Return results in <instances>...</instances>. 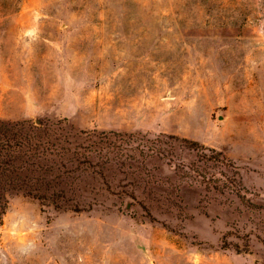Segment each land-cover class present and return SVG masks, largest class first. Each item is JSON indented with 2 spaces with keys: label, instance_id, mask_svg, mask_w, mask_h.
Segmentation results:
<instances>
[{
  "label": "rangeland",
  "instance_id": "obj_1",
  "mask_svg": "<svg viewBox=\"0 0 264 264\" xmlns=\"http://www.w3.org/2000/svg\"><path fill=\"white\" fill-rule=\"evenodd\" d=\"M0 118L145 149L11 197L0 264H264V0H0Z\"/></svg>",
  "mask_w": 264,
  "mask_h": 264
},
{
  "label": "trees",
  "instance_id": "obj_2",
  "mask_svg": "<svg viewBox=\"0 0 264 264\" xmlns=\"http://www.w3.org/2000/svg\"><path fill=\"white\" fill-rule=\"evenodd\" d=\"M65 130L60 121L0 118V220L10 198L18 194L38 198L42 204L50 203L56 209L66 207L68 193L82 174L76 175L80 163H93L97 152L107 150L99 142L95 147H83L76 143L81 136H72ZM105 135L104 140H113L106 151L110 156L109 148L116 154L140 150V142L134 145V133L122 136L112 131ZM170 146L173 148L174 143ZM145 147L157 150L154 146Z\"/></svg>",
  "mask_w": 264,
  "mask_h": 264
}]
</instances>
